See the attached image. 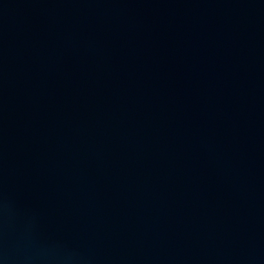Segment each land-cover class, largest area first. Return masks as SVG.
<instances>
[{
  "label": "water",
  "instance_id": "95a60500",
  "mask_svg": "<svg viewBox=\"0 0 264 264\" xmlns=\"http://www.w3.org/2000/svg\"><path fill=\"white\" fill-rule=\"evenodd\" d=\"M0 264H264V0H0Z\"/></svg>",
  "mask_w": 264,
  "mask_h": 264
}]
</instances>
